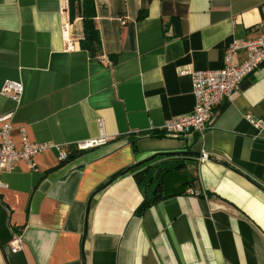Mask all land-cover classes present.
Returning a JSON list of instances; mask_svg holds the SVG:
<instances>
[{
  "label": "crops",
  "instance_id": "obj_1",
  "mask_svg": "<svg viewBox=\"0 0 264 264\" xmlns=\"http://www.w3.org/2000/svg\"><path fill=\"white\" fill-rule=\"evenodd\" d=\"M94 4L102 48L92 55L67 0H0V91L6 81L23 87L17 102L0 93V117L11 113L16 147L23 127L30 142L68 153L59 162L52 148L34 158L36 171L20 163L0 175V264H264V64L204 132L161 130L194 108L191 76L180 71L223 68L234 41L259 35L264 0ZM101 135L110 141L76 149ZM155 155L150 166L183 165L165 180L171 196L139 212L134 174L146 166L96 191Z\"/></svg>",
  "mask_w": 264,
  "mask_h": 264
},
{
  "label": "built area",
  "instance_id": "obj_2",
  "mask_svg": "<svg viewBox=\"0 0 264 264\" xmlns=\"http://www.w3.org/2000/svg\"><path fill=\"white\" fill-rule=\"evenodd\" d=\"M262 22L260 23L259 35L254 39L234 41L226 50L224 66L212 71H189L182 69L180 75L189 74L192 79V95L194 97V108L191 113L178 118H171L162 124V132L172 138H185L191 132H204L210 125L218 106L223 100H228L230 96L238 90L241 83L255 70L264 64V9L262 11ZM62 40L67 50H72V42L68 37L67 25L62 28ZM238 52H243L244 56L240 63L233 61V56ZM23 92L21 83L6 81L1 87L0 93L13 101H19ZM246 118L251 120V116ZM11 113L0 117V175L13 169L20 163L29 166L36 171L34 158L49 149L58 151L57 159L64 162L68 158L65 150L48 143L30 142L23 127H19V137L21 144L16 147L12 140L13 126L10 121ZM102 128V121L98 123ZM256 126L262 128L261 122ZM110 141V137L101 135L97 139L84 141L76 146L78 151H85L94 147L105 145ZM207 155L203 154L200 161H205ZM186 194L199 196V192L187 189ZM23 247L20 235H14L10 242L11 252L16 253Z\"/></svg>",
  "mask_w": 264,
  "mask_h": 264
},
{
  "label": "trees",
  "instance_id": "obj_3",
  "mask_svg": "<svg viewBox=\"0 0 264 264\" xmlns=\"http://www.w3.org/2000/svg\"><path fill=\"white\" fill-rule=\"evenodd\" d=\"M67 4L69 19L72 21L76 16H78L82 21L83 38L80 41L81 49L89 51L92 55L99 53L101 51L102 44L100 34L94 26V18L96 17L94 0H67ZM69 156H71V154ZM159 156L160 155H155L152 161L146 162L137 168H131V166L118 171L108 180L113 181L117 179L123 175L122 173H124L126 170H128V172L136 171L140 167L146 166L144 169L134 174V180L136 181V184L142 192L145 200L139 212L155 204L159 200L171 196L166 195L165 193V180L177 173L183 167L182 164H179L180 161H178V159L165 161L150 166L149 164L154 162ZM168 156L172 157L174 155ZM157 170H160V173L157 178H154ZM107 183L99 186L96 191H100Z\"/></svg>",
  "mask_w": 264,
  "mask_h": 264
},
{
  "label": "water",
  "instance_id": "obj_4",
  "mask_svg": "<svg viewBox=\"0 0 264 264\" xmlns=\"http://www.w3.org/2000/svg\"><path fill=\"white\" fill-rule=\"evenodd\" d=\"M187 154H189V153H187ZM202 156H203V154L199 155L200 158H202ZM153 159H154V156H151V157H149L148 159H146V160H144V161H141V162H139V163H136V164L133 165L131 168H137V167L141 166L142 164H144V163H146V162H150V161H152ZM209 159H210V157H206V160H209ZM127 172H128V170L124 171L125 174H126ZM124 173H122V174L124 175ZM159 173H160V170H157L156 173H155L154 178H157L158 175H159ZM111 182H112V180L108 181L107 184H109V183H111ZM107 184H105V185L103 186V188H104ZM103 188H102V189H103ZM143 204H144V201L141 203L140 207H142ZM140 207H139V208H140Z\"/></svg>",
  "mask_w": 264,
  "mask_h": 264
}]
</instances>
